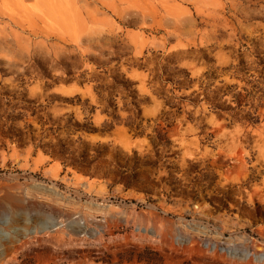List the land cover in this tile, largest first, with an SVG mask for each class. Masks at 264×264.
Wrapping results in <instances>:
<instances>
[{
  "label": "rangeland",
  "instance_id": "rangeland-1",
  "mask_svg": "<svg viewBox=\"0 0 264 264\" xmlns=\"http://www.w3.org/2000/svg\"><path fill=\"white\" fill-rule=\"evenodd\" d=\"M190 217L264 241V0H0V264H253Z\"/></svg>",
  "mask_w": 264,
  "mask_h": 264
},
{
  "label": "built area",
  "instance_id": "built-area-1",
  "mask_svg": "<svg viewBox=\"0 0 264 264\" xmlns=\"http://www.w3.org/2000/svg\"><path fill=\"white\" fill-rule=\"evenodd\" d=\"M173 238L177 245L198 244L210 251H218L221 254L238 262H250L264 264V241L261 234L250 230L237 229L232 232H218L217 227L205 220L186 218L182 221H174ZM137 233L156 235V227L153 225H134Z\"/></svg>",
  "mask_w": 264,
  "mask_h": 264
},
{
  "label": "trees",
  "instance_id": "trees-1",
  "mask_svg": "<svg viewBox=\"0 0 264 264\" xmlns=\"http://www.w3.org/2000/svg\"><path fill=\"white\" fill-rule=\"evenodd\" d=\"M248 95V94H247ZM232 97L234 98L235 102L237 103V106L240 108L246 98V95H243L240 91H236L234 93H232ZM211 107H213L214 109H221L220 106L218 105V103L216 102V95H213L211 97H207L206 99ZM251 120L256 121L258 119L257 116H252L250 117Z\"/></svg>",
  "mask_w": 264,
  "mask_h": 264
}]
</instances>
